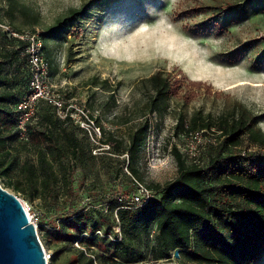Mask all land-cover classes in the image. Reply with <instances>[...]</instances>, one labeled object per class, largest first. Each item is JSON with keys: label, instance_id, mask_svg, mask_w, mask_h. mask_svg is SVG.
I'll list each match as a JSON object with an SVG mask.
<instances>
[{"label": "rangeland", "instance_id": "obj_1", "mask_svg": "<svg viewBox=\"0 0 264 264\" xmlns=\"http://www.w3.org/2000/svg\"><path fill=\"white\" fill-rule=\"evenodd\" d=\"M23 1L39 12L41 33L70 9L87 6L85 14L64 31L48 37L47 54L56 88L80 114L98 113L100 122H105L106 138L110 132L127 137L139 124L137 119L149 113L145 78L156 72L170 77L174 92L168 108L161 115H148L150 127L137 165L138 180L145 187L177 178L172 145L195 162L208 145L219 142L221 132L216 129L177 134L180 117L188 126L198 112L218 118L243 108L258 117L257 125L264 132V0ZM230 3L232 9L224 11ZM4 4L0 0V8ZM2 46L0 36V51L5 52ZM19 64L20 60L12 70ZM72 129L80 153L73 163L66 159L57 166L56 201L48 193L30 201L17 190L26 184L25 164L37 166L38 150L32 144L10 141L8 163L15 161L18 167L0 176V183L21 199L37 224L49 264H82L80 251L96 258L95 264H110L112 254L80 242L87 234L72 218L87 212L89 225L100 227L96 236L118 241L116 210L106 212L98 202L126 185L128 155L118 156L110 144L96 145L79 128ZM3 136L10 137L6 131ZM253 149L264 161V150ZM6 152L0 151V159ZM68 163L74 175L65 180ZM256 264H264V256Z\"/></svg>", "mask_w": 264, "mask_h": 264}, {"label": "trees", "instance_id": "obj_2", "mask_svg": "<svg viewBox=\"0 0 264 264\" xmlns=\"http://www.w3.org/2000/svg\"><path fill=\"white\" fill-rule=\"evenodd\" d=\"M228 5L224 11L234 6L233 3ZM86 8L70 9L66 16L58 18L41 33L49 61L48 37L64 31L85 14ZM40 17L39 12L23 0H5L0 8V23L9 22L19 33L36 32ZM0 36L5 49V52L0 51V151H7L3 160L0 159V176H7L18 167L15 161L8 163L10 141L24 146L32 144L38 150L37 166L25 164L26 184L18 186L17 190L30 201L43 199L46 193L56 201L57 166L64 165L66 159L73 163L80 153V143L71 127L88 134L71 117L61 119L50 105L42 103L28 126L29 142L20 139L16 106L30 92V71L22 55L25 43L1 30ZM19 60L20 67L12 70ZM143 83L150 93L149 113L137 119L139 124L127 137L110 132L106 138L104 129L101 141L110 144L116 155H128L130 175H125L126 185L120 187L115 196L101 197L103 202L108 200L110 212L118 209L119 221H116L122 239L112 241L96 236L100 227L90 226L88 213L80 212L72 218L75 226L87 234L80 242L112 254L110 264H256L264 256V161L253 148L264 150V132L257 125L258 117L243 108L218 118L198 112L188 126L180 117L175 128L177 134L192 135L216 129L221 132L219 142L208 145L195 162H190L172 145L170 149L178 165L177 178L164 185L149 186L157 196L143 208L125 209L116 203L115 197L129 196L140 182L137 165L150 127L148 115H161L174 92L170 77L163 72L152 74ZM19 95L21 98L17 99ZM97 122L101 123L100 119ZM5 131L9 138L3 136ZM68 164L63 175L65 180L74 175L73 166ZM178 249L180 257L176 259L174 253ZM79 255L82 264H95L96 258L87 257L83 251Z\"/></svg>", "mask_w": 264, "mask_h": 264}, {"label": "built area", "instance_id": "obj_3", "mask_svg": "<svg viewBox=\"0 0 264 264\" xmlns=\"http://www.w3.org/2000/svg\"><path fill=\"white\" fill-rule=\"evenodd\" d=\"M5 26L7 25L0 23L2 32L6 33L10 38H17L25 43L22 55L27 60V67L30 71V92L16 106L20 139L29 142L28 126L36 118L39 106L45 103L50 105L61 119L71 117L96 145L103 146L101 141L104 135L105 122H97L99 114L96 112H90L89 114L87 109V111L83 110L82 114H80L78 109L74 107L75 104H68V100L64 98L62 92L54 85L52 66L45 55L44 39L41 36V32L37 30L36 32L19 33L9 25ZM156 196L155 190L137 182L136 188L132 190L129 196H117L115 198L120 208L139 209L146 206ZM107 197L110 198L111 195ZM107 201L98 202V205L106 206V212L109 205ZM116 217L118 220L117 214ZM31 219L30 221L37 226L35 221ZM119 233L120 238L118 241L122 239V233ZM47 257L49 259V256Z\"/></svg>", "mask_w": 264, "mask_h": 264}, {"label": "water", "instance_id": "obj_4", "mask_svg": "<svg viewBox=\"0 0 264 264\" xmlns=\"http://www.w3.org/2000/svg\"><path fill=\"white\" fill-rule=\"evenodd\" d=\"M180 257V250L174 253ZM0 264H49L37 226L18 196L0 183Z\"/></svg>", "mask_w": 264, "mask_h": 264}, {"label": "bare ground", "instance_id": "obj_5", "mask_svg": "<svg viewBox=\"0 0 264 264\" xmlns=\"http://www.w3.org/2000/svg\"><path fill=\"white\" fill-rule=\"evenodd\" d=\"M27 211H28V209H27ZM28 215H29V218L31 219V217H30V214H29V211H28ZM32 220V219H31ZM47 252V251H46ZM47 256H48V252H47ZM49 260V259H48Z\"/></svg>", "mask_w": 264, "mask_h": 264}, {"label": "snow or ice", "instance_id": "obj_6", "mask_svg": "<svg viewBox=\"0 0 264 264\" xmlns=\"http://www.w3.org/2000/svg\"><path fill=\"white\" fill-rule=\"evenodd\" d=\"M141 31H145V29H141Z\"/></svg>", "mask_w": 264, "mask_h": 264}]
</instances>
